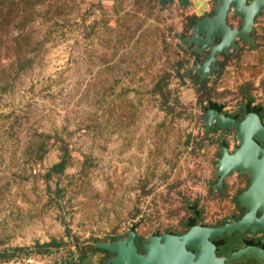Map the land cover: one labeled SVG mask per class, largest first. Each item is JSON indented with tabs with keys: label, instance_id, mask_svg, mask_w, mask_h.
<instances>
[{
	"label": "rangeland",
	"instance_id": "obj_1",
	"mask_svg": "<svg viewBox=\"0 0 264 264\" xmlns=\"http://www.w3.org/2000/svg\"><path fill=\"white\" fill-rule=\"evenodd\" d=\"M216 5L0 0V264H115L131 238L146 257L247 213L252 175L220 172L240 140L218 118H264V8L205 66L195 27ZM263 236L210 240L219 264H264L243 253Z\"/></svg>",
	"mask_w": 264,
	"mask_h": 264
},
{
	"label": "water",
	"instance_id": "obj_2",
	"mask_svg": "<svg viewBox=\"0 0 264 264\" xmlns=\"http://www.w3.org/2000/svg\"><path fill=\"white\" fill-rule=\"evenodd\" d=\"M217 0L216 13L211 17L201 19L195 30L204 34V37L195 36V40L203 43L204 47L212 45L205 61V66L212 65L215 55L228 50L234 45L237 38L250 39L254 17L264 8V0ZM234 13L241 17L240 28H232L226 21L231 6ZM220 36L218 43L213 44V38ZM220 125L237 128L239 146L232 153H224L220 160V172L238 169L249 171L252 183L244 198L248 211L239 220H233L220 227H205L194 225L184 233L180 239L175 236H166L162 241L158 238L151 240L147 246L146 257L136 254L134 239L126 245L119 244L112 247L118 253L115 264H219L215 255V244L210 241L211 236L221 232L232 233L237 230L258 231L264 229V120L256 112H249L241 121L233 118H218ZM254 198V199H253ZM260 212V215L258 213ZM184 244L192 246L196 255L188 252ZM243 253H252L264 261V249L257 246H248Z\"/></svg>",
	"mask_w": 264,
	"mask_h": 264
},
{
	"label": "flooded vegetation",
	"instance_id": "obj_3",
	"mask_svg": "<svg viewBox=\"0 0 264 264\" xmlns=\"http://www.w3.org/2000/svg\"><path fill=\"white\" fill-rule=\"evenodd\" d=\"M247 1H249V0H247ZM232 7V6H231ZM228 13H229V11H228ZM228 13H227V16H226V21H227V23H228V20H227V17H228ZM229 24V23H228ZM232 28H234V27H232ZM236 41H237V39H236ZM235 41V42H236ZM260 116V115H259ZM260 118L262 119V121L264 120V118H262L261 116H260ZM263 146H264V144H263ZM258 215H260V212L258 213ZM201 226V225H200ZM238 231V230H237ZM235 232V231H234ZM244 232H252V233H255V234H260V233H263L264 232V229H261V230H258V231H252L251 229H249V230H247V231H244ZM261 236V235H260ZM212 237V236H211ZM263 240H264V236L263 237H261ZM260 238V239H261ZM210 239V238H209ZM211 241V240H210ZM211 242H213V241H211ZM214 243V242H213ZM215 244V243H214ZM250 246H257V247H261V248H263L264 249V245H256V244H251ZM215 247H216V244H215ZM246 254H248V253H246ZM216 255V254H215Z\"/></svg>",
	"mask_w": 264,
	"mask_h": 264
},
{
	"label": "trees",
	"instance_id": "obj_4",
	"mask_svg": "<svg viewBox=\"0 0 264 264\" xmlns=\"http://www.w3.org/2000/svg\"><path fill=\"white\" fill-rule=\"evenodd\" d=\"M63 164H64V163L61 162V163H59L58 165H59V166H63ZM56 167H57V166H56ZM57 169H58V167H57Z\"/></svg>",
	"mask_w": 264,
	"mask_h": 264
},
{
	"label": "bare ground",
	"instance_id": "obj_5",
	"mask_svg": "<svg viewBox=\"0 0 264 264\" xmlns=\"http://www.w3.org/2000/svg\"><path fill=\"white\" fill-rule=\"evenodd\" d=\"M221 2H222V0H219V2H218V3L220 4ZM253 199H254V198H253Z\"/></svg>",
	"mask_w": 264,
	"mask_h": 264
}]
</instances>
